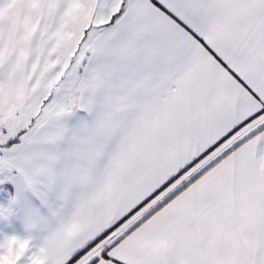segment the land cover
Listing matches in <instances>:
<instances>
[{
	"label": "snow or ice",
	"instance_id": "1",
	"mask_svg": "<svg viewBox=\"0 0 264 264\" xmlns=\"http://www.w3.org/2000/svg\"><path fill=\"white\" fill-rule=\"evenodd\" d=\"M0 264H264V0H0Z\"/></svg>",
	"mask_w": 264,
	"mask_h": 264
}]
</instances>
